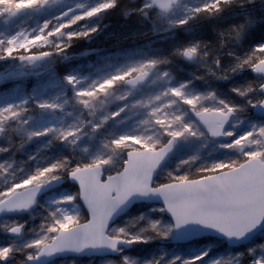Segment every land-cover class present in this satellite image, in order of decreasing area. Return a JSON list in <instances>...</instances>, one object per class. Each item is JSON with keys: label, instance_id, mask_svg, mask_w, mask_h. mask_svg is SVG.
I'll return each instance as SVG.
<instances>
[{"label": "rangeland", "instance_id": "rangeland-1", "mask_svg": "<svg viewBox=\"0 0 264 264\" xmlns=\"http://www.w3.org/2000/svg\"><path fill=\"white\" fill-rule=\"evenodd\" d=\"M11 1L0 0V42L2 44H6L8 39L14 36L20 40L31 38L38 34L45 21H50V27H52L59 23L58 16L79 6L84 8L83 13L92 9L99 10L92 17H85L77 22L67 31L85 33L86 35L79 37L89 38L93 29L96 28L97 16L105 10L101 9L100 5L109 3L107 0H48L47 4L32 8L29 5L33 4L34 0H15L16 8L11 9ZM200 3L201 0H181L169 15H162L148 7L150 0H131V4L136 7L135 12L149 25L156 41L134 52L125 50L119 52V55L107 53L100 57H86L78 60L63 75L53 68L52 59L37 62L35 66L20 61L18 56L29 54L28 49L18 50L17 58H4L3 63L7 61L8 63L3 66L11 64L16 67V70L39 74L28 88H26V83L14 82L8 84L6 87L9 89L4 90V93L0 95V107L28 100L27 107L30 109L21 119L8 121L0 128V164L5 165L7 169V171L0 170V189L12 182L13 174L18 180L33 174L39 167L66 159L70 160L73 166L79 162L90 164L91 167L101 166L105 176L120 173L126 161L125 151L116 149L109 141L131 132L156 136L154 128L140 123L144 118L145 109L139 106L132 108L133 102L153 97L167 87H178L181 84L186 85L184 91L188 95L207 96L208 93L214 92L216 98L206 101L208 104H218L219 100H224L226 103L237 106L238 111L233 115L228 126L235 135L224 137L225 139L220 141H213L207 137L180 138L175 143L173 155L159 170L154 181L160 183L168 180L170 175L200 173L199 170L202 168L223 163V168L210 172L209 175H212L211 173L215 174V172L239 166L236 163L238 161L243 163V152L239 148H227L225 145L254 127L264 126V118L252 114L253 104L261 99V95L249 74L237 77L232 75L230 80L220 78L214 57L205 49L200 48V57L191 61H186L180 53L184 46L175 37L173 31L181 26L177 23L179 20L193 16L194 10L199 7ZM18 9L27 10L25 19L19 20L22 17L13 18L10 15L13 10ZM62 39L67 43L66 37ZM55 43L56 41L49 46ZM190 45L192 44L188 46ZM32 50L38 51L35 48ZM151 59L159 60L160 63L149 72V80L144 85L130 90L124 85L126 79L118 81L115 86L109 87L106 93L93 99L90 108L83 107L77 101L73 86L68 85L64 80L67 75H75L80 78L79 87L87 89L93 86L94 82L98 87L99 83L106 78L116 77L118 74L127 78L138 74L133 70ZM164 73L168 75L165 76ZM256 80L260 85L263 83V79ZM220 81H227L228 86L223 88ZM249 87L253 90L247 91ZM237 89L244 91L245 95H241L236 91ZM38 100H55L56 103L63 105V108L43 111L36 105ZM125 104L129 105L130 111L122 113L120 117L110 118L111 113L118 111ZM172 111L178 115L182 114L185 122H194L199 125L188 106L178 103ZM106 117L107 120H105ZM95 124L102 126L94 131L93 125ZM72 125L82 126L85 133L76 145L58 139L52 134L31 138L28 135L29 132L47 127L59 129ZM157 138L163 139V137ZM247 150L250 149L246 148L245 151ZM192 157L195 159H191ZM252 158L261 160L260 154H255L249 160ZM65 195L74 194L69 190L55 191L43 197L27 215L19 216L20 218L16 216L2 218L0 220V247L12 246L16 249L12 256H22L26 260L27 254L35 251L26 248V245L43 234L46 218L51 211L63 207L85 218L78 198L69 204L58 205L56 203ZM162 208L159 205H139L109 229L111 231L125 227L132 234L151 237L146 242L133 243L129 251L121 250L117 257L68 258L59 259L52 264H126V259L131 264H156V262L171 264L172 261L176 264H183L184 260L204 252L207 255L197 264H210L214 260H222L224 264H255V261L264 259V232L247 245L237 249L229 248L224 241L213 238L183 245H169L173 230L164 236L150 227L152 222L159 221L160 231H165L171 224L165 211H161ZM16 225L24 228L20 238L2 237L4 231Z\"/></svg>", "mask_w": 264, "mask_h": 264}, {"label": "snow or ice", "instance_id": "snow-or-ice-1", "mask_svg": "<svg viewBox=\"0 0 264 264\" xmlns=\"http://www.w3.org/2000/svg\"><path fill=\"white\" fill-rule=\"evenodd\" d=\"M174 2L175 0H151L148 7L158 8L162 15H166L172 9ZM227 2L228 0H209L200 8L195 9L194 14L219 13ZM47 3L48 0H34V3L29 7L37 8ZM114 6L115 0H110L109 3L100 5V8L106 9ZM98 10L92 9L73 15L52 27H50V21H45L38 34L31 38L20 40L14 36L8 39L6 44L0 42V59L17 58L18 50L28 49L29 54L19 55L18 59L28 65L35 66L37 62L51 58L55 53L64 54L72 39L86 35L76 31H67V29L85 17H92ZM189 19L191 17L181 19L177 23L185 25ZM237 31L239 32L240 29ZM63 37L67 38V43L62 39ZM54 41L56 43L52 50H44ZM33 48L38 51L32 53ZM180 53L189 60L197 59L201 55L200 45L197 43L184 47ZM159 63V60L151 59L146 64L140 65L133 70L139 75L128 82L135 85L145 79ZM215 63L219 64V59ZM245 67L264 75V44L257 45L242 60H238L232 71ZM164 75L168 74L164 73ZM125 79H127L126 76L118 74L116 77L106 78L99 83L98 87L94 82L93 86L85 89L79 87L80 78L77 76L67 75L64 77L67 84L73 86L77 101L85 108L92 107L93 99L106 93L109 87L115 86L118 81ZM185 87L186 85L183 84L178 87H167L153 97L133 102L132 108L139 106L145 109L144 118L140 123L154 128L156 136L131 132L119 135L109 141L116 149L125 151L126 154L134 156L139 161L138 167L134 166L123 170L117 179L109 177L105 183H101V177L94 176L87 171L91 167L90 164L79 162L73 166L67 159L39 167L33 174L18 180L13 174L12 182L0 189V212L30 208L37 202L36 198L41 189L50 182L61 179L64 174L78 182L79 192L75 195H65L56 203L58 205L69 204L80 198L88 209L86 218L73 214L63 207L51 211L46 218L43 234L26 245V248L35 251L28 253L26 261H21L20 264L35 262L43 255L50 256L64 250L81 251L89 247H107L118 250L121 244L131 245L139 241L146 242L151 239L150 236L132 234L125 227L109 231V223L114 213L131 199L139 196L157 195L162 199L163 208L161 211L170 213L173 222L168 225L165 231H160L159 221L152 222L150 227L164 236H167L173 229L179 230L189 224L196 223L218 230L229 237H242L249 230L264 224V201L257 208L250 203L249 196L241 190L248 173L264 163V126L254 127L225 145L227 148H239L243 152V163L236 162L240 165L241 171L232 175H209L213 170L224 167L223 163H216L200 169L199 172L202 175H170L167 182L156 183L154 181V173L161 161L180 138H220L235 135L233 131L229 130L228 125L233 115L238 111L237 106L226 103L224 100H219L218 104H208L206 101L215 100L214 92L208 93L207 96L188 95L184 91ZM261 88L264 89V84L261 85ZM252 90L251 87L247 89V91ZM236 91L245 95V92L240 89ZM28 103V100H23L18 104L0 107V128L6 122L19 120L29 112ZM178 103L189 107L198 119L199 125L194 122H185L182 114L178 115L172 111ZM36 105L43 111H55L63 108V105L56 103L55 100H38ZM256 106H264V98L253 104V107ZM126 111H130L127 104L111 113L110 118L120 117ZM107 119L106 117L105 120ZM101 126V124H95L93 130H98ZM49 134L72 145H76L85 135L83 127L76 125L59 129L47 127L28 133L30 138ZM157 137H163V139ZM246 148L250 150L245 151ZM255 154H260L261 160L253 164L249 158ZM191 159L194 160L195 157ZM244 163H249V168H244ZM0 170L7 171L3 164H0ZM9 230L14 234H19L22 231V226H12ZM15 251L16 249L12 246L0 247V261H8ZM206 255L207 253L204 252L193 256L184 260L183 264H197ZM126 264H131V262L126 259ZM171 264H176V262L172 261ZM210 264H224V261L214 260ZM255 264H264V259L255 261Z\"/></svg>", "mask_w": 264, "mask_h": 264}, {"label": "trees", "instance_id": "trees-1", "mask_svg": "<svg viewBox=\"0 0 264 264\" xmlns=\"http://www.w3.org/2000/svg\"><path fill=\"white\" fill-rule=\"evenodd\" d=\"M207 2L209 0H201L198 8ZM15 4V0H12L10 8H16ZM134 8L136 7L131 4V0H115L114 7L106 8L97 16L96 28L89 37L92 39L90 43H87L89 39L87 37L74 38L66 47L64 54L57 55L55 53L53 57L47 60L52 59L53 68L63 75L78 60L84 59L82 54L88 49L104 50L102 54L96 56L100 57L107 53L119 55V52L125 50L134 52L145 48L148 44H153L156 38L152 36L149 25L140 18ZM26 17L27 14L19 20ZM237 29L240 31L238 32ZM173 33L182 46L186 47L189 44L198 43L200 48L205 49L214 57L215 61L219 59L220 63L217 66L220 69V78H227L228 80L240 70L249 69V67H245L232 71L238 60H242L257 45L264 44V0H228L219 13L193 14L187 24L179 26ZM54 46L51 45L44 50H52ZM31 52L35 53L36 51L32 50ZM64 55L67 56V59H64ZM7 63L8 61L6 63L0 61V73L6 72L9 68V71L16 68L11 64L3 66ZM242 75H247V73ZM33 80L34 78L31 77L16 82L26 83V88H28ZM252 80L258 90L260 87L258 80L254 78ZM225 82L220 81L223 88L228 86L227 81ZM12 83L14 82L1 86L0 95L4 93V90L9 89L6 86ZM198 175H202V173L191 174V176ZM66 178L67 175L64 174L62 179ZM64 190H69L74 195L77 193V189L71 185H65L56 191ZM16 217L20 218L19 216ZM2 237L8 238L7 231H4ZM24 260V257L14 255L8 261H0V264H20Z\"/></svg>", "mask_w": 264, "mask_h": 264}, {"label": "water", "instance_id": "water-1", "mask_svg": "<svg viewBox=\"0 0 264 264\" xmlns=\"http://www.w3.org/2000/svg\"><path fill=\"white\" fill-rule=\"evenodd\" d=\"M180 1L181 0H175L172 9L175 6H177ZM150 2H151V0H150ZM150 9L155 10L157 12H160V10L158 8L150 7ZM172 9L166 15L170 14ZM83 11H84V8L81 6L71 8V9L65 11L64 13H62L60 16H58L57 21L63 22L64 20L70 18L73 15L83 13ZM26 13H27V11L25 9H18V10L13 11L11 13V16L13 18H19V17H24L26 15ZM65 14H67V15H65ZM89 41H88V43H89ZM101 52H102L101 50L91 49V50H87L86 52H84L83 56L84 57L94 56V55L100 54ZM57 55H61V54L57 53ZM64 58L67 59V56L64 55ZM45 59H47V58H45ZM184 59L186 61H191L186 57H184ZM44 60H41L39 62H42ZM245 72L251 73V75L253 77H256V78H259V77L264 78V75L256 73L251 68ZM28 75L29 74H27L25 72H20L18 74H14L11 72L9 74H5L3 76V78H6V79L23 78V77H26ZM137 75H139V73L128 78L125 81L124 84L128 89L132 90V89H136V88L144 85L149 80V76H150L148 74L145 79L137 82L135 85L128 82V80L134 79L135 76H137ZM259 93L264 98V89H262L261 86L259 88ZM252 113L258 117L264 118V106L254 107L252 110ZM191 114L193 115V117L195 118L197 123L199 124V121L195 117L194 113L191 112ZM223 139H224V137L211 138V140H213V141H220ZM174 149H175V144H174L173 149L167 154V156L164 158V160L161 161L160 165L158 166L157 170L154 173L153 179H155V177H156L158 171L161 169V167H163L169 161L170 157L172 156V154L174 152ZM250 161L253 164H255L256 162H259L260 159L252 158V159H250ZM138 165H139V161L134 156L127 154L123 170H126V169L134 167V166L138 167ZM244 168H249V163H244ZM87 171L90 172L94 176L98 175L99 177H101L102 178L101 183H105L107 181V178H109V177H111L113 179H117L118 176L120 174H122V171H121L118 174L105 177L103 168L101 166L90 167L87 169ZM239 171H241L240 165L235 167V168L229 169V170H225V171H222V172H219L216 174H212V176L232 175L233 173H236ZM66 183H69V184L75 186L79 192L78 182H76L75 180H73L71 177L68 176L67 179H59L56 181H52L48 185L44 186L37 195V198H36L37 202L40 199H42L45 195L49 194L50 192H52L58 188H61ZM241 190L244 191L249 196L250 203H252L257 208H259L261 202L264 201V163H262L259 168H256V169H254L248 173L247 178H246V182L241 186ZM79 201H80L83 209L85 210V212L88 215V209L84 205L83 201L80 198H79ZM37 202L35 204H33L28 209L4 210L3 212H0V219L3 218L4 216H7V215H24V214L28 213L29 211H31L32 209H34ZM143 204H145V205H159V206L163 207V201L157 195H150L147 197L139 196V197L133 198L129 202H127L125 205H123L120 209H118L116 213H114L113 218L109 223V229L113 225H115L119 219H121L124 216H126L127 214H129L136 206L143 205ZM165 215L167 216L168 219L171 220V222H173L170 213H167L165 211ZM262 232H264V224H260L257 227L249 230L242 237H229L226 234L219 232L218 230H215V229H212V228H209L206 226H202V225H199L196 223H192V224H189V225H187V226H185L179 230L173 229V236H172V239L169 242V244L170 245H183V244H189V243H192L194 241H198V240H202V239H206V238H213V239H217L220 241H224L229 248L236 249V248H240V247L247 245L257 235L261 234ZM22 233H23V227H22V231L19 234H14V233L10 232V230L8 231L9 236H11L12 238H15V239L19 238L22 235ZM132 247H133L132 244L131 245L121 244L119 246L118 250H113V249L107 248V247H102V248H91V247H89V248L83 249L81 251L64 250V251L57 252V253L50 255V256L49 255H43L37 261L28 262V264H52L59 259H68V258H89V259H91V258L117 257L121 250L129 251Z\"/></svg>", "mask_w": 264, "mask_h": 264}, {"label": "bare ground", "instance_id": "bare-ground-1", "mask_svg": "<svg viewBox=\"0 0 264 264\" xmlns=\"http://www.w3.org/2000/svg\"><path fill=\"white\" fill-rule=\"evenodd\" d=\"M217 67H218V66H217ZM245 71H247V69H246V70H240L238 73H236L235 76L237 77V76H239V75H242V74L246 73ZM218 72H219V75L221 76L219 67H218ZM241 72H242V73H241ZM67 178H68V176H67ZM67 178H66V179H67ZM61 179H62V178H61ZM65 185H71V184L66 183ZM65 185H64V186H65ZM71 186H73V185H71ZM62 187H63V186H62ZM62 187H61V188H62ZM74 187H75V186H74ZM75 188H76V187H75ZM58 189H60V188H58ZM58 189H56V190H58ZM76 189H77V188H76ZM56 190H54V191H52V192H50V193H53V192H55ZM77 192H78V189H77ZM50 193H49V194H50ZM78 201H79V198H78ZM79 203H80V201H79ZM80 205H81V203H80ZM81 207H82V205H81ZM82 209H83V207H82ZM29 212H31V211H29ZM29 212H28V213H29ZM83 212H84V216H85V218H86L88 215H87V213L85 212L84 209H83ZM28 213H26V214H24V215H27ZM24 215H20V216H24ZM169 220H170V219H169ZM170 221H171V220H170ZM171 223H172V222H171Z\"/></svg>", "mask_w": 264, "mask_h": 264}]
</instances>
